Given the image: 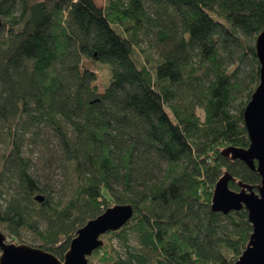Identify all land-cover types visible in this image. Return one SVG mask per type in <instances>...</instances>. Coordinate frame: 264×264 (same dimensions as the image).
<instances>
[{
  "label": "trees",
  "instance_id": "trees-1",
  "mask_svg": "<svg viewBox=\"0 0 264 264\" xmlns=\"http://www.w3.org/2000/svg\"><path fill=\"white\" fill-rule=\"evenodd\" d=\"M0 23L10 242L62 259L86 221L129 204L130 220L108 232L123 253L104 244L88 262L233 264L251 234L246 212H212L210 200L224 173L234 191L260 181L221 151L249 144L242 112L259 81L264 0H0ZM84 60L107 69L103 92ZM27 134L59 177L31 172Z\"/></svg>",
  "mask_w": 264,
  "mask_h": 264
},
{
  "label": "water",
  "instance_id": "water-1",
  "mask_svg": "<svg viewBox=\"0 0 264 264\" xmlns=\"http://www.w3.org/2000/svg\"><path fill=\"white\" fill-rule=\"evenodd\" d=\"M255 52L259 81L242 112L249 144L246 148L226 147L221 153L242 161L258 174L260 181L256 186L238 182L239 190L234 191L228 187L231 175L224 173L216 181L210 200L212 212H246L251 234L233 264H264V28L255 39ZM35 200L41 202L43 196L38 194ZM132 215L131 205H114L86 221L70 240L62 259L26 243H7L6 235L0 231V264H91L87 257L103 245L101 236L119 230Z\"/></svg>",
  "mask_w": 264,
  "mask_h": 264
},
{
  "label": "rangeland",
  "instance_id": "rangeland-1",
  "mask_svg": "<svg viewBox=\"0 0 264 264\" xmlns=\"http://www.w3.org/2000/svg\"><path fill=\"white\" fill-rule=\"evenodd\" d=\"M96 6H102L103 3H104V0H92ZM83 65L86 66L87 68H90L92 69L94 72H95V75H96V82H95V85H96V88H97V91L99 93L103 92L106 84H107V81H108V71L106 68H103L101 70H94L95 69V66L90 62V61H87V60H84L83 61ZM28 134H27V137L24 138L23 140V154L24 156H28L31 160V166H32V173L38 177V179L40 180V182L42 183H45L47 181H50L52 178V175L54 178L56 177H59L61 174L59 173L60 172V169L55 166V167H52L51 168V171H48L47 167H48V163L46 162L47 161V157L49 156L47 153L45 148L44 147H39V146H34L32 145V143L30 142V140L28 139ZM3 148L2 145H0V150ZM53 173V174H52ZM0 231L2 233H4L1 229ZM5 234V233H4ZM6 235V234H5ZM21 235H23L24 239H27V240H34V236L32 233L30 232H24L22 231ZM101 240L103 242V245L104 244H109L112 248L111 252L115 250L123 253V249L121 248L120 244H119V241L117 238L115 237H112L107 233H105V235H103L101 237ZM6 242L7 243H14V244H18L16 242H10V239L6 236ZM131 245H137L136 244V241L133 237H131ZM98 249V248H97Z\"/></svg>",
  "mask_w": 264,
  "mask_h": 264
}]
</instances>
